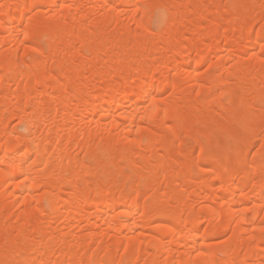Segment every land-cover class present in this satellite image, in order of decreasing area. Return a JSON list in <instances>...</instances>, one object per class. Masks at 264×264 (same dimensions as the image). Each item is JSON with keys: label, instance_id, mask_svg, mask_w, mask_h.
Masks as SVG:
<instances>
[{"label": "bare ground", "instance_id": "obj_1", "mask_svg": "<svg viewBox=\"0 0 264 264\" xmlns=\"http://www.w3.org/2000/svg\"><path fill=\"white\" fill-rule=\"evenodd\" d=\"M0 264H264V0H0Z\"/></svg>", "mask_w": 264, "mask_h": 264}]
</instances>
